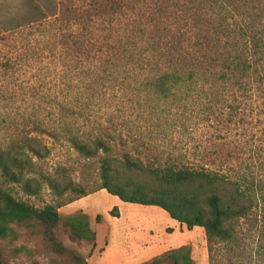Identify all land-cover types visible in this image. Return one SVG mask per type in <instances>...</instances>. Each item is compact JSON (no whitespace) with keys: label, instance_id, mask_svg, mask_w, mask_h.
<instances>
[{"label":"rangeland","instance_id":"rangeland-1","mask_svg":"<svg viewBox=\"0 0 264 264\" xmlns=\"http://www.w3.org/2000/svg\"><path fill=\"white\" fill-rule=\"evenodd\" d=\"M27 1L31 0H0V14L10 17L20 12L32 19L40 16L33 5L44 11L53 6L57 18L0 36V62L15 61L13 72H0V143L29 136L40 152H29L32 167L25 171L27 178L38 181L31 182L36 194L10 183L14 196L36 208L53 205L62 219L87 214L97 233L95 248L71 241L63 229L57 231L64 246L80 253L87 264H149L183 248L191 250L193 264H264V206L242 218L235 239L216 244L211 253L203 228L190 230L158 206L127 203L99 189L103 155L85 158L65 135L54 137L46 131L54 126L58 132L65 128L116 137L111 157L124 180L153 182L143 172L123 167L124 155L130 152L145 163L173 161L229 176L241 171L264 181L263 95H254L251 101L236 89L207 86L198 95L179 94L161 103L141 83L145 73L128 65L137 58L129 53L132 43L157 40L162 37L159 33L169 41L173 33L167 36L166 29L187 25L188 37L197 41L193 32L203 29L205 18L215 19L214 11L223 3L248 10L255 18L254 34L262 33L264 0H101L99 10L91 0H35L33 5ZM111 9L119 21L114 22ZM126 140V145L120 144ZM48 178L61 184L71 180L88 195L72 188L59 196ZM115 207L117 217L112 215ZM17 230L18 239L6 242L15 254L10 264L68 263L65 256L52 252L40 227Z\"/></svg>","mask_w":264,"mask_h":264},{"label":"trees","instance_id":"trees-1","mask_svg":"<svg viewBox=\"0 0 264 264\" xmlns=\"http://www.w3.org/2000/svg\"><path fill=\"white\" fill-rule=\"evenodd\" d=\"M35 3V0L26 2L30 5ZM90 5L99 10L102 2L91 0ZM32 8L35 14L40 13L38 18L29 19L20 12H14L10 17L0 14V36L17 32L26 25H41L42 19L47 21L57 18L56 7L50 6L48 11L36 5ZM114 9L111 12L117 17L113 19L115 22L119 18ZM241 9L243 8H229L223 3L218 11L211 10L217 17L205 18L203 29L195 33L188 28L197 41L188 37V31L185 30L187 25L177 27V23L174 24L177 27L175 31L172 28L166 29L167 36L173 33V38L169 41H164L166 35L162 33H159L162 37L157 40L135 41L131 44L129 53L132 57L137 55V58L129 62V69L145 73L141 83L161 103L179 94L188 96L197 92L198 95L207 86L236 89L241 93L240 97L251 101L254 100V95H263L264 98V30L255 35V18L248 10ZM194 16H200V12H195ZM20 18L27 20L16 25ZM126 50L124 48L122 52L126 54ZM14 64L15 61L11 58L0 62L1 74L13 72ZM230 107L235 108L234 105ZM46 131L54 137H58V134L65 135L72 148L85 158L103 155L99 189L106 190L127 203L158 206L190 230L194 227L203 228L211 253L216 244L233 241L239 221L253 212L254 208L264 206V181H257L241 171L236 172L235 176H229L205 166L181 167L173 161L155 165L149 160L145 163L140 156L134 159L127 152L123 167L127 171L143 172L153 182L149 185L132 178L124 180L111 157L114 145L118 142L116 137L109 134L92 136L71 133L65 128L58 132L54 126ZM120 144L126 145L127 140ZM29 152L36 155L40 153L29 136L0 143V264H10L15 255L6 242L18 239V227H40L53 253L65 256L67 264H87L80 253L65 247L57 238V231L63 229L71 241H85L92 249L95 248L97 233L87 214L78 213L62 219L57 207L46 205L44 208H36L18 200L9 187L10 183H20L28 194H36L31 182L38 184V181L25 176V171L32 167ZM19 156L24 157L22 159ZM47 183L59 196H64L72 188L80 195H88L71 180L61 184L56 179L48 178ZM114 210L118 211V208L112 210V215L119 216V212H113ZM96 220L100 222L101 215ZM15 252H20V249ZM149 264H193V258L191 250L183 248L156 257Z\"/></svg>","mask_w":264,"mask_h":264}]
</instances>
